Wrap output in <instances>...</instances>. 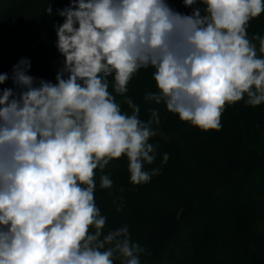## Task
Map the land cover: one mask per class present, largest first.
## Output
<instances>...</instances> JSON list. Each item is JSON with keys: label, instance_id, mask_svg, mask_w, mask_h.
Instances as JSON below:
<instances>
[{"label": "clouds", "instance_id": "obj_1", "mask_svg": "<svg viewBox=\"0 0 264 264\" xmlns=\"http://www.w3.org/2000/svg\"><path fill=\"white\" fill-rule=\"evenodd\" d=\"M183 4L190 14L167 0H69L57 10L56 82L37 83L26 58L13 66L15 89L0 88V264H141L144 247L127 225L105 234L95 200L97 170L100 188L113 186L112 161L127 159L134 185L159 174L144 168L159 111L142 120L127 95L141 69L156 88L144 100L203 132L221 129L228 106L264 103V35L248 34L264 0Z\"/></svg>", "mask_w": 264, "mask_h": 264}, {"label": "trees", "instance_id": "obj_2", "mask_svg": "<svg viewBox=\"0 0 264 264\" xmlns=\"http://www.w3.org/2000/svg\"><path fill=\"white\" fill-rule=\"evenodd\" d=\"M39 1H44L45 9L35 7L37 14L25 23L26 12ZM167 2L178 12L190 14L192 11L184 6L183 0ZM64 3L65 0H0V61L26 58L40 68L42 52L48 51L60 55L62 68L64 58L56 47V27L64 22V18L45 22L42 13L49 4L55 9ZM16 16L21 27L13 33L7 27ZM261 22L264 23V14ZM153 71L141 69L129 83L127 95L141 107L142 120L149 119L148 109L159 111L160 124L153 125L158 133L150 140L157 146L158 154L154 163H145L144 168L146 171L159 168L160 171L148 183L136 185L145 209L141 216L118 191L95 190L96 204L107 217L105 234L127 225L131 240L138 241L145 249L140 257L141 264H194L199 236L206 229L212 234L211 242L218 253L205 254V264H264V254L259 253L264 247V122L255 128L257 144L250 146H244L243 124L251 110L264 112V103L252 107L244 101L237 102L233 105L237 118L234 123L219 131L203 132L169 113L163 104L144 100L146 92L156 91ZM44 79L56 82L49 72ZM8 88L15 89L11 78ZM116 99L120 102L122 97L116 96ZM122 109L131 111L127 105H122ZM224 118L225 112L221 120ZM169 144L179 152L177 165L163 162ZM118 162L128 170L126 158ZM110 165L105 174L119 168H110ZM241 176L245 178L243 197L250 205L251 218L242 249H237L233 247L235 239L228 224L232 211L228 212L227 195L229 186L237 183ZM117 207L121 209L119 212Z\"/></svg>", "mask_w": 264, "mask_h": 264}, {"label": "rangeland", "instance_id": "obj_3", "mask_svg": "<svg viewBox=\"0 0 264 264\" xmlns=\"http://www.w3.org/2000/svg\"><path fill=\"white\" fill-rule=\"evenodd\" d=\"M34 7H32L31 11H27V16L24 17L25 23H27V19L31 16H34V14H37L36 8L39 7L42 9H45L44 1H39L36 3ZM69 6L68 0H65V3L63 6L59 8H52V13L49 14L47 11L42 13L44 15L45 22H50L51 20H54L55 18H62L58 15L59 9H63L65 7ZM25 13V14H26ZM20 16V15H19ZM19 20V17L16 16L13 19H11L8 23L7 29H12L13 33L18 30L21 25L17 22ZM16 29V30H15ZM7 30V31H8ZM10 31V32H12ZM259 33L261 35H264V23L261 22V16L253 21L250 22L249 28H248V34L249 37H251L253 34ZM254 43L257 44V49L259 48L258 42L254 41ZM42 52V51H41ZM46 52V53H45ZM41 56V63L40 68H36L37 66L33 63H31V68L28 72L29 75L36 78L37 83L40 80L44 79V76H46V73H50L53 76L54 82L56 81V73L60 69V62L61 57L58 54H50L48 51H43ZM21 59H4L0 61V74H8L9 79L3 84L0 85V88H8V83L10 78L12 77V69L15 64H17ZM37 69L38 71H35ZM46 72H45V71ZM44 71V72H43ZM236 109L233 105L226 107L225 110V118L221 120L222 127L229 126L230 124L234 123L236 121ZM264 122V112H258L256 110H251L246 118L243 120V124L245 127V140H244V146H250L252 144H257L256 136H255V128L256 126ZM165 153L168 154L169 159L166 163L177 165L179 163V159L177 160V157H179V152L175 150L173 145L169 144L165 148ZM110 168H113L114 166H119V168H114L108 172L110 174V178L113 180V186L110 189H102L99 186V170H97V176H96V191H106V192H112L113 190L118 191L120 194H122L125 198V201L133 207L136 214L139 216L143 215L145 213V209L143 206V201L139 197L140 194L136 190V185L132 184L130 182V174L126 167L121 165L118 160L110 162ZM245 186V178L240 177L238 182L229 186L230 193L228 196V212L232 211L231 218L229 224V228L231 229L232 235L235 239L234 242V248L242 249V243L243 240L249 230V222L251 218V210L250 205L245 201L243 197V189ZM224 210V214H225ZM212 234L207 232L206 229L201 233L199 236V247L198 250L194 253L197 255H194L193 260L194 264H205V254H217L218 251L215 247H213L212 244ZM138 243V241H136ZM212 244V245H211ZM210 245V247L208 246ZM260 254H264V247H261L259 249Z\"/></svg>", "mask_w": 264, "mask_h": 264}]
</instances>
